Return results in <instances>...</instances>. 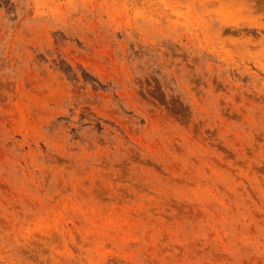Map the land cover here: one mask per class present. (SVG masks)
Here are the masks:
<instances>
[{
	"label": "rangeland",
	"instance_id": "1",
	"mask_svg": "<svg viewBox=\"0 0 264 264\" xmlns=\"http://www.w3.org/2000/svg\"><path fill=\"white\" fill-rule=\"evenodd\" d=\"M0 264H264V0H0Z\"/></svg>",
	"mask_w": 264,
	"mask_h": 264
},
{
	"label": "bare ground",
	"instance_id": "2",
	"mask_svg": "<svg viewBox=\"0 0 264 264\" xmlns=\"http://www.w3.org/2000/svg\"><path fill=\"white\" fill-rule=\"evenodd\" d=\"M227 1H228V0H227ZM223 4H224V3H223ZM225 5H226V4H225ZM225 5H224V6H225ZM230 5H231V4H230ZM230 5H229V6H230ZM227 6H228V5H227ZM227 6H226V7H227ZM251 6H252V5H251ZM226 7H224V8L226 9ZM242 8H243V7H242ZM243 9H244V8H243ZM238 11H239V10H238ZM255 11H256V10H255ZM235 12H237V11H235ZM233 13H234V12H233ZM255 13H256V12H255ZM238 14H239V13H238ZM241 16H242V15H241ZM257 17H258V16H257ZM242 18H243V16H242ZM259 19H260V18H259ZM255 22H256V21H255ZM257 26H258V24H257ZM260 27H261V26H260Z\"/></svg>",
	"mask_w": 264,
	"mask_h": 264
}]
</instances>
